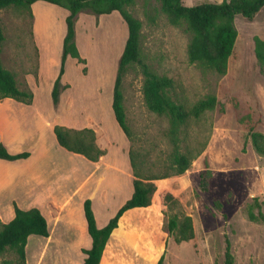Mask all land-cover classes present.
I'll return each instance as SVG.
<instances>
[{
    "label": "rangeland",
    "instance_id": "374dc122",
    "mask_svg": "<svg viewBox=\"0 0 264 264\" xmlns=\"http://www.w3.org/2000/svg\"><path fill=\"white\" fill-rule=\"evenodd\" d=\"M221 1L182 0L187 6ZM127 9L141 23V63L128 66L121 85L131 133L130 149L142 175L168 176L154 180L156 191L150 207L126 212L120 218L107 250L103 251L105 264H156L161 254L164 264H226L227 243L232 264H264V65L254 53V39H264V7L250 20L235 15L237 37L224 74L189 61L187 45L191 35L184 27L168 22L159 0H134ZM31 11L32 15L28 9L14 6L0 10L4 34L2 64L14 72L20 88L33 92L29 104H33V109L38 107L43 116L39 118L33 110L18 109L14 113L18 120L8 129L21 133L22 143L18 147L10 142L9 148L4 144L9 152L20 149L30 153L39 137L55 139L53 127L60 125L55 115H68L62 108L58 111L51 98L60 66L67 10L37 1ZM75 29L76 44L86 63H78L72 57L65 61L63 80L70 86L68 92L77 99L72 113L88 104L82 101L91 103L100 95L112 93L117 60L128 34L117 11L94 15L83 10L77 15ZM143 64L152 73L172 79L171 93L187 106L208 94L217 98L214 109L206 110L182 128L181 148L194 157L180 175H174L170 168L168 119L146 106ZM62 90L60 99L64 98ZM112 119L116 121L114 114ZM252 132L262 135V152L256 148ZM6 170L0 164V178ZM131 190L132 183L128 181L127 191ZM121 192L115 189L109 198L108 209L113 207V215L122 204ZM167 192L175 199L171 207L163 200ZM9 198L10 193L5 191L0 210H12ZM167 212L190 216L193 238L177 243L168 236L164 227ZM96 217L98 224L105 218L99 213ZM30 237L31 242L44 239L35 234ZM80 240L78 232L71 237L70 246L55 248L58 239L54 237V247L50 246L42 255H38L40 250L28 254L25 264H78L83 253L74 255V244ZM129 257L138 261L127 263ZM0 264H19L17 254L12 250L3 252Z\"/></svg>",
    "mask_w": 264,
    "mask_h": 264
},
{
    "label": "trees",
    "instance_id": "16d2710c",
    "mask_svg": "<svg viewBox=\"0 0 264 264\" xmlns=\"http://www.w3.org/2000/svg\"><path fill=\"white\" fill-rule=\"evenodd\" d=\"M37 1L54 4L67 10L59 71L51 89L54 105L58 103L62 88L69 87V84L61 83V77L65 72L66 59L72 57L78 63H86V59L81 56L76 44L75 21L78 13L84 10L94 15H101L117 11L126 23L128 34L117 60L112 88V110L116 122L130 141L131 133L126 122L121 85L128 66L134 62L141 63V23L127 9V6L134 0H0V10L14 6L26 8L32 15L31 6ZM159 1L168 22L178 27H184L190 33L191 36L187 45L189 61L218 74L226 73L229 57L233 53L237 37L234 26L235 15L240 14L250 20L264 7V0H222L221 2H203L191 6L185 5L182 0ZM3 40L4 34L0 25V100L12 98L29 104L33 100V92L28 88H20L14 72L5 68L2 64ZM254 53L258 62L264 65V39L258 37L254 39ZM86 70L87 68L84 66L82 72L85 73ZM143 73L145 80L142 90L146 106L152 112L165 115L168 119L167 135L172 147L169 153L170 168L174 175H180L189 168L194 157L189 151L181 148L180 134L182 128L191 119L200 118L206 110L214 109L217 105V98L215 95L208 94L192 105L187 106L171 93L172 79L152 73L146 64H143ZM53 132L60 146L68 151L82 154L91 161H97L105 153V148H102L99 144L101 134L93 127L75 130L56 124L53 127ZM251 136L256 148L262 152L263 146L259 143V140H263L262 135L252 132ZM29 155L28 151L11 153L0 141V159L16 161L25 159ZM129 157L134 176L131 196L118 208L104 226H97L91 200L87 198L83 203L91 246L82 249L84 254L82 264H105L103 250L111 231L117 227L119 218L128 209L151 205L152 196L156 191L154 180L168 176L166 174L142 175L131 149H129ZM163 200L169 207H171V204H175V199L169 192L165 193ZM13 206V218L6 223L0 222V255L7 250H12L18 256V263L25 264V247L28 237L32 234L47 237L49 234L48 225L46 218L38 208L22 209L15 203ZM165 216V230L168 236L173 237L175 242L180 243L193 238L194 231L190 216L169 212ZM225 256L226 264H232V255L228 243ZM156 264H164L163 254L160 255Z\"/></svg>",
    "mask_w": 264,
    "mask_h": 264
},
{
    "label": "crops",
    "instance_id": "0c3cea01",
    "mask_svg": "<svg viewBox=\"0 0 264 264\" xmlns=\"http://www.w3.org/2000/svg\"><path fill=\"white\" fill-rule=\"evenodd\" d=\"M63 78L64 74L61 80L63 84H67L68 82ZM68 90L69 88L62 90L64 98L60 99L59 95L57 103L58 111L62 108L63 113L68 115L63 117L62 114H56L57 122L64 127L75 130L93 127L101 134L99 144L102 148H105V153L97 161H91L82 154L68 151L60 146L54 134L55 139L49 141L45 137H39L33 143L30 155L25 159L16 161L0 159V164L7 169L6 174L0 178V200L3 199L4 192L8 191L10 193L9 202L12 203V210H0L1 223H6L13 218L14 203L22 209L38 208L47 221L49 230L47 237L42 236L44 238L42 241L35 240L33 242L30 241L31 235L28 237L25 247L27 258L28 254H33L34 251L40 250L38 255H42L50 246L54 247L52 245L54 237L58 239L55 248L70 246L71 237L78 232L81 240L74 244V255L81 254L83 248L87 249L91 246V238L87 232L83 211L85 199L89 198L91 200L96 224L98 227H102L113 216V207L110 210L108 208L109 198H112L114 190L122 191V204L132 193V190L127 191L128 181L132 183L134 177L129 157L130 144L129 139L118 127V123L112 119V93L103 97L100 95V98L91 100V103L82 101V104H88L72 113L77 99L72 97ZM13 102L14 99L12 98L0 100V140L8 148L10 142L15 146L22 143L21 133L8 129L12 123L18 120V116L14 114L18 109L21 112L33 110L36 116L43 118L41 110L38 107L33 109L35 108L33 104ZM51 111L52 109H49V113ZM12 112L13 114H11ZM45 121L48 123V120ZM11 151V153L22 152L20 149ZM125 184H127L126 187H124ZM95 207L98 208L97 212ZM138 208L134 207L126 210L120 218L126 212L130 213ZM97 213L100 216H105L99 224L96 217ZM55 234L56 236H54ZM109 241L105 245L104 253L107 250ZM83 257L84 254L79 257L78 264H82ZM128 259L127 263L130 260L132 262L138 261L135 257H129Z\"/></svg>",
    "mask_w": 264,
    "mask_h": 264
},
{
    "label": "water",
    "instance_id": "95a60500",
    "mask_svg": "<svg viewBox=\"0 0 264 264\" xmlns=\"http://www.w3.org/2000/svg\"><path fill=\"white\" fill-rule=\"evenodd\" d=\"M118 226V225H117ZM114 230H115V228L111 231V233H110V235H109V237H108V239H107V241L111 238V236H112V234H113V232H114Z\"/></svg>",
    "mask_w": 264,
    "mask_h": 264
}]
</instances>
